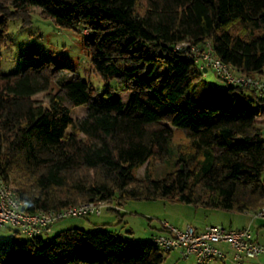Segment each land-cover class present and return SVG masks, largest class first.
I'll return each mask as SVG.
<instances>
[{"label":"trees","instance_id":"1","mask_svg":"<svg viewBox=\"0 0 264 264\" xmlns=\"http://www.w3.org/2000/svg\"><path fill=\"white\" fill-rule=\"evenodd\" d=\"M34 7L60 28L83 27L93 71L115 85L95 89L77 73L57 80L52 60L0 70V174L27 211L158 197L244 213L264 205V101L225 81L216 91L203 73L211 70L179 49L209 41L236 72L264 75V0H0L2 27L29 23ZM53 83L47 104L33 98ZM78 105L85 114L73 119ZM177 135L187 146L173 150ZM172 155L173 168L155 174L151 161ZM163 259L151 239L103 227L0 239V264Z\"/></svg>","mask_w":264,"mask_h":264},{"label":"rangeland","instance_id":"2","mask_svg":"<svg viewBox=\"0 0 264 264\" xmlns=\"http://www.w3.org/2000/svg\"><path fill=\"white\" fill-rule=\"evenodd\" d=\"M31 21L23 24L18 18L6 23L4 28L0 23V70L1 72H13L24 68L30 63L52 60L59 67L57 80L77 73L83 80L89 82L93 88H104L114 86L112 80H104L93 71L88 49L83 45L87 31L81 26L75 28H60L52 19L42 17L40 10L32 8ZM3 31V32H2ZM208 79L217 82L223 88L226 83L220 80L212 71L207 72ZM264 79V75H259ZM201 85L203 83L201 82ZM55 83L47 92H40L33 96L43 104H47L49 94L56 91ZM121 97L125 98V91H121ZM85 105H78L71 109L70 115L73 119L82 118L86 111ZM264 135V125H262ZM185 148L187 143L181 135H177L173 142V150L177 147ZM175 156H166L162 159L151 161L152 170L158 176L173 168ZM146 164L136 169V176H142ZM264 177V175H263ZM121 211L117 213L106 207L102 209V216L94 214L87 216H69L57 220L51 225L49 231H45L41 237L49 239L60 231L79 227L92 230L103 227L113 233L127 237L133 241H147L151 239L154 232L161 229V223L166 221L178 227L187 224L198 225V223L222 224L231 228L241 225H250L252 230L259 222L264 220L253 219L249 213L224 211L216 208H206L181 201H175L164 197L155 199H126L121 204ZM109 217V218H108ZM109 221L105 226L93 224L102 220ZM10 237L26 238L22 233H17L7 224L0 228V239ZM264 238V231H263ZM160 264H193V258L180 257L177 250L164 253V259Z\"/></svg>","mask_w":264,"mask_h":264},{"label":"built area","instance_id":"3","mask_svg":"<svg viewBox=\"0 0 264 264\" xmlns=\"http://www.w3.org/2000/svg\"><path fill=\"white\" fill-rule=\"evenodd\" d=\"M179 49L192 56L196 63L213 71L221 80L252 89L264 101V79L236 72L232 65L213 54L209 41L200 45L181 42ZM105 207L118 209L116 204L93 200L60 209L27 211L15 184L0 174V228L7 224L28 238L41 236L57 220L69 216L99 215ZM246 213L253 219L264 220V205ZM161 226V231L151 236L152 243L164 253L177 250L182 258L192 257L195 264H212L215 259L225 258L226 253L217 246L218 243H226L232 249L235 264H240L243 258H256L264 252V245L255 239L250 225L235 229L222 224H207L198 229L191 224L178 227L163 221Z\"/></svg>","mask_w":264,"mask_h":264},{"label":"crops","instance_id":"4","mask_svg":"<svg viewBox=\"0 0 264 264\" xmlns=\"http://www.w3.org/2000/svg\"><path fill=\"white\" fill-rule=\"evenodd\" d=\"M199 66H201V65L199 64ZM203 73L207 74L206 69H203ZM207 77H208V75H207ZM209 86H211L216 91L223 88L221 85H218L217 82H215V81H213L212 84H209ZM245 107H246V110L248 112H251V113H256L259 109V105H257V104H245ZM106 208L108 209V207H106ZM117 210L121 211V207L118 206ZM102 214H103V212H101V214H99V215H96V217L97 216L101 217ZM108 222L109 221H107V219L106 220L104 219L102 221L94 222L93 224H95V226H102V225L107 224ZM207 224H214V223L204 222V223H198V225H193V226H195L198 229H201ZM243 226L244 225L234 227V228L237 229V228H241ZM229 227L231 228V226H229ZM50 228H51V226H50ZM50 228L47 229L46 231H49ZM263 231H264V223H262V222H259L256 225V228L253 230L255 239L258 242H260L262 245H264ZM156 232H158V231H156ZM156 232H154V233H156ZM217 246L226 253V257L223 259H215V260H213L212 264H235V262L233 261L232 249L226 243H218ZM193 264H195L194 258H193ZM240 264H264V252L256 258H243Z\"/></svg>","mask_w":264,"mask_h":264}]
</instances>
